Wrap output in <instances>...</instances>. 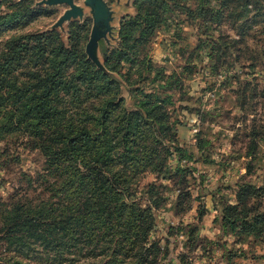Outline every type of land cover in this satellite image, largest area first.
<instances>
[{"label":"trees","instance_id":"trees-1","mask_svg":"<svg viewBox=\"0 0 264 264\" xmlns=\"http://www.w3.org/2000/svg\"><path fill=\"white\" fill-rule=\"evenodd\" d=\"M192 1L191 8L189 0H136L135 13L120 24L119 44L104 57L103 68L85 53L87 36L81 34L86 29L78 23H71L67 44L56 31H48L12 36L2 45L0 134L20 135L25 147L40 155L42 166L33 173L18 172L17 187L6 199L0 196V264H157L164 256L165 248L150 239L155 211L167 191L160 180L180 188L181 204L186 196L179 183L187 169L169 171L167 162L171 150L189 160L192 155L185 156L178 145L167 100L141 92L135 109L125 107L121 88L139 87L143 72L136 81L119 73L121 65L132 69L175 10L186 13L190 22L198 18L217 27L229 22L231 37L207 35L194 50L207 54L213 74L235 69L244 56L254 63L259 53L264 58V46L248 43L246 17L253 6L251 20L262 15L264 22L262 0ZM30 14L25 8L0 15V33L23 25ZM140 63L145 73L152 70L144 60ZM227 80H238L237 73ZM251 82L238 81V89L230 91L242 114L248 92L250 99L264 98V89L257 92ZM262 131L253 118L233 136L249 176ZM198 140L199 147L203 141ZM6 153H0L5 173L11 163L20 162ZM148 176L155 180L141 187ZM263 197L264 189L241 180L236 203L223 208L224 223L239 227L237 234L262 236ZM187 237L193 243L192 234ZM178 264H190L186 253Z\"/></svg>","mask_w":264,"mask_h":264},{"label":"rangeland","instance_id":"rangeland-1","mask_svg":"<svg viewBox=\"0 0 264 264\" xmlns=\"http://www.w3.org/2000/svg\"><path fill=\"white\" fill-rule=\"evenodd\" d=\"M48 1L0 0V15H10L25 8L33 15L23 25L0 33V49L12 36L48 31H56L63 43L67 44L71 23H78L86 29L81 34L87 36L85 53L97 67L103 68L108 52L119 44L120 24L135 13L136 0H103L110 12L111 28L101 47H95L94 56L87 51L93 21L91 10L84 0H74L75 5L81 9V15L70 19L64 18V13L69 9L67 5L50 4ZM211 1L213 5L218 3V0ZM193 3L189 0L191 8ZM261 5L263 8H258L264 14V0ZM249 8L252 13L246 16L250 17L248 35L251 38L248 37V43L262 47L263 17L260 15L251 20L253 6ZM175 11L169 16L167 24L152 38L146 52L138 56L132 69L127 64L121 65L119 69L120 74L130 76V79L136 81H139L138 72H143L139 87L131 86L129 91L125 86L121 88L125 107L129 110L135 109L142 100L141 92L167 100L165 109L169 113V121L175 123L173 129L177 133L178 145L185 149V156L192 155L189 160L171 150L167 162L169 171L187 169L179 183L185 189L186 196L181 204L180 188H175L173 182L167 179L160 180L167 187V191L164 195L165 202L155 211L156 225L150 237L151 240H158L165 248V254L159 258L157 264H178L179 255L184 253L190 264H264V231L260 237L237 234L235 230L239 227L233 230L223 221V208L236 203L241 180L249 182L255 189H264V98L258 96L250 99L252 92L246 94L247 111L243 113L245 120L238 109L236 96L230 92L238 89V81L242 84L252 81V86L256 85V91L261 93L264 89V58L259 53L258 62L254 63L244 56L235 69L213 74L207 54H198L194 50L207 35L212 38L219 34L231 37L233 32L229 22L218 27L211 23L202 24L198 18L190 22L186 13ZM143 60L145 65L152 67L149 73H145L146 67L140 63ZM251 64L255 65L254 69L250 68ZM236 73L238 80H227ZM227 81L230 86L226 85ZM252 111H255L256 117L252 115ZM253 118L258 126L263 127V131L257 141L255 168L249 176L243 165L242 154L238 152L239 145L233 146L232 142L234 133L241 127H249ZM16 134H0V153L7 151L6 154L20 158L19 164L11 163L8 167L10 170L6 173L2 170L3 160L0 159V196L3 199L12 192L13 186L17 187L18 172L33 173L42 166L40 155L28 150L24 145L25 140ZM198 139L203 141L199 147ZM154 180L155 176H148L141 183V187ZM140 192L136 196H140ZM263 199L264 197L260 211L264 207ZM173 228L178 230L170 235ZM191 234L193 243L187 237ZM190 245L191 249L186 250Z\"/></svg>","mask_w":264,"mask_h":264},{"label":"water","instance_id":"water-1","mask_svg":"<svg viewBox=\"0 0 264 264\" xmlns=\"http://www.w3.org/2000/svg\"><path fill=\"white\" fill-rule=\"evenodd\" d=\"M85 4L91 10L93 27L89 42L87 44V51L89 55L94 56V49L98 46L100 40L105 39V35L110 32L111 16L106 3L103 0H84ZM50 4H65L69 9L64 13L65 19L81 15V9L77 7L74 0H49Z\"/></svg>","mask_w":264,"mask_h":264},{"label":"crops","instance_id":"crops-1","mask_svg":"<svg viewBox=\"0 0 264 264\" xmlns=\"http://www.w3.org/2000/svg\"><path fill=\"white\" fill-rule=\"evenodd\" d=\"M102 41H103V40H100V41H99V43H98V47H101Z\"/></svg>","mask_w":264,"mask_h":264}]
</instances>
